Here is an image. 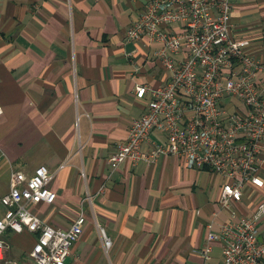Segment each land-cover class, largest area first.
Here are the masks:
<instances>
[{"label": "crops", "instance_id": "0c3cea01", "mask_svg": "<svg viewBox=\"0 0 264 264\" xmlns=\"http://www.w3.org/2000/svg\"><path fill=\"white\" fill-rule=\"evenodd\" d=\"M145 1L0 0V198L12 171L54 173L55 201L31 209L59 228L84 212L65 264H202L211 213L227 218L216 202L222 180L207 168H188L175 154L108 164L145 109L149 94L137 98L136 87L168 80L157 43L126 39ZM231 24L264 65V0H232ZM150 137L166 141L158 129ZM249 196L245 214L256 206ZM101 228L112 241L107 253ZM38 235L7 229L5 256L24 261ZM212 263L224 264L217 244Z\"/></svg>", "mask_w": 264, "mask_h": 264}, {"label": "built area", "instance_id": "2783aa9c", "mask_svg": "<svg viewBox=\"0 0 264 264\" xmlns=\"http://www.w3.org/2000/svg\"><path fill=\"white\" fill-rule=\"evenodd\" d=\"M231 14L232 0L145 1L126 39L157 43L155 56L168 80L158 87H136L137 98L146 93L149 98L127 137L116 142L108 164L115 170L124 161L154 162L175 154L188 168L209 169L222 180L216 202L227 218L211 213L199 249L202 264H213L216 244L224 264H264V199L258 197L264 196V65L250 52L247 39L233 36ZM155 129L165 134V142L151 140ZM53 177L45 165L29 176L11 172L9 190L0 198L5 207L0 264H65L86 216L80 211L69 227L59 228L31 209L55 201L49 188ZM247 194L256 201L249 214L240 212ZM7 229L39 232L24 261L5 256ZM100 234L107 253L112 241L104 229Z\"/></svg>", "mask_w": 264, "mask_h": 264}, {"label": "rangeland", "instance_id": "374dc122", "mask_svg": "<svg viewBox=\"0 0 264 264\" xmlns=\"http://www.w3.org/2000/svg\"><path fill=\"white\" fill-rule=\"evenodd\" d=\"M216 254H218V252L216 251Z\"/></svg>", "mask_w": 264, "mask_h": 264}]
</instances>
